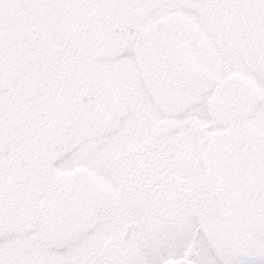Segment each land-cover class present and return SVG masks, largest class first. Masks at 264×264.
Returning <instances> with one entry per match:
<instances>
[{
	"label": "flooded vegetation",
	"instance_id": "obj_1",
	"mask_svg": "<svg viewBox=\"0 0 264 264\" xmlns=\"http://www.w3.org/2000/svg\"><path fill=\"white\" fill-rule=\"evenodd\" d=\"M19 2L4 0L1 10L14 13ZM45 4L50 18L36 11L0 23L40 30L51 43L0 94L26 130L0 157L9 176L0 183V238L58 239L56 249L78 261L83 253L69 245L85 247L89 234L120 242L122 226L107 230L94 214L106 198L116 212L108 221H135L134 242L154 211L200 204L203 175L209 210L198 212L177 261L158 264H205L198 241L214 236L208 230L230 247L208 245L206 257L264 264V103L250 90L264 94L255 79L264 65V0ZM224 62L233 70L220 74ZM186 127L200 138L189 141ZM11 203L19 223L10 222ZM15 223L23 229L14 232ZM98 244L86 247L90 264H108L113 250Z\"/></svg>",
	"mask_w": 264,
	"mask_h": 264
},
{
	"label": "rangeland",
	"instance_id": "obj_2",
	"mask_svg": "<svg viewBox=\"0 0 264 264\" xmlns=\"http://www.w3.org/2000/svg\"><path fill=\"white\" fill-rule=\"evenodd\" d=\"M1 4L2 7L7 8L4 4V0H0V23H13L24 17L32 18L36 11H41V13L48 18L52 17L50 15L53 6H47L46 4L45 7L40 6L41 0H24V2L19 4V7L14 13L1 10ZM18 17L19 19H17ZM153 131L156 132L155 129H153ZM185 133L189 141H193L195 135H198V139L200 138L194 128L186 127ZM191 145L193 147V143H191ZM193 150L196 154L195 157L198 159L197 155H199V153L194 147ZM201 169V173H204L202 165ZM8 178L9 176L6 172L0 169V183L7 182ZM204 179L205 176L201 175V180H198L202 184L200 190L202 201L200 204L194 200H187L183 207L170 204L163 212L162 210L154 211L152 220L140 223V226L136 230V240L134 242L130 239H128V241L119 242L117 241L118 237L112 238V236L106 233V235L102 236L89 234L86 238L88 239V245H85V247L80 242L69 245L70 249L75 250L74 252L83 253V255L79 257V260L76 261L74 259L70 260L68 257L72 255L68 252L69 249L66 252L61 249H56V242H60L58 239L51 240L49 245H44L46 240H36L18 235L16 237L0 238V264H72L76 262H79V264H90L93 260L91 261L87 255L86 247H89L92 243V247L89 248V250H95V248L100 247L98 241L102 244L101 246H106L108 250H113L111 254H108V264H158L167 259L177 261L186 242L189 241L193 229L198 224V212L202 210V214L204 210L207 211L210 208L208 202L209 194L205 189ZM239 199H241V197H239ZM10 205L12 211L11 215L15 217L14 219L10 218V222L15 220L19 223L18 217L20 214L13 212L15 209L14 204L11 203ZM98 209L99 210L94 214L104 216L100 217V219L103 220L108 227L107 230L112 231L114 228H119L120 230L121 226L123 228L126 223L125 221L121 223L116 221L113 222L117 219H110L111 221H108V216L115 215L116 212L109 203L107 204V198L106 203H103ZM15 226L17 227V223H15ZM21 229H23V226H18L15 228L14 232H19ZM207 232L208 234L211 232L214 236L207 238L202 237L200 243L198 241V246H201L203 258H205V264L210 260V257H206L205 255L206 246L211 244L217 245L218 248H222V253H226L227 249L230 247V244L222 242L220 235L218 238L215 236L216 232L212 230H208ZM260 236L263 235L259 234V237ZM78 241L82 242L83 240L80 239ZM44 246H49V248H44ZM82 247H84L83 250ZM130 248L133 249L128 254L124 255ZM113 258L117 259L112 260ZM224 264H226V262Z\"/></svg>",
	"mask_w": 264,
	"mask_h": 264
},
{
	"label": "water",
	"instance_id": "obj_3",
	"mask_svg": "<svg viewBox=\"0 0 264 264\" xmlns=\"http://www.w3.org/2000/svg\"><path fill=\"white\" fill-rule=\"evenodd\" d=\"M8 31H0V89L6 91V89L10 88L9 78L5 76V62L4 60H9L10 48L12 47L9 42H7L8 37L6 36ZM8 35V34H7ZM26 70L29 69L30 66L33 65L32 60H28V55H31L32 50L29 46H26ZM46 50H43L41 53L34 56L41 57L45 55ZM8 63V62H7ZM251 92L254 97H257L259 101H264V95L256 93L252 88ZM20 127L17 125V120L11 115L10 111L4 104H0V155L7 153L12 148L16 147L18 143L23 139L24 134H22ZM135 223H132L127 228V234L123 239L129 235V233L133 230Z\"/></svg>",
	"mask_w": 264,
	"mask_h": 264
},
{
	"label": "snow or ice",
	"instance_id": "obj_4",
	"mask_svg": "<svg viewBox=\"0 0 264 264\" xmlns=\"http://www.w3.org/2000/svg\"><path fill=\"white\" fill-rule=\"evenodd\" d=\"M232 70H233V66L227 62L222 63V65L218 69L220 74H225L226 72L232 71ZM255 79L257 80V83L259 84V86L261 88H264V65H261L257 69V75H256ZM207 264H224V262L221 260L210 259L207 262Z\"/></svg>",
	"mask_w": 264,
	"mask_h": 264
}]
</instances>
